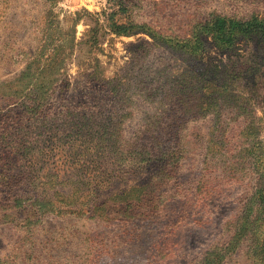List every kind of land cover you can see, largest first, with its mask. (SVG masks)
Masks as SVG:
<instances>
[{"label": "rangeland", "instance_id": "374dc122", "mask_svg": "<svg viewBox=\"0 0 264 264\" xmlns=\"http://www.w3.org/2000/svg\"><path fill=\"white\" fill-rule=\"evenodd\" d=\"M130 8L137 24L179 38L215 16L264 18V0ZM107 9V0H0V264H202L240 244L234 223L263 180L254 158L264 157L261 107L256 132L251 115L227 108L219 120L204 113L168 132L157 122L168 96L194 79L210 85L218 73L257 66L258 41L226 53L208 38L192 55L140 31L100 35L92 46V15ZM148 135L172 136L182 149L168 153L180 165L143 155ZM109 137L120 138L119 151ZM242 248L222 264H254Z\"/></svg>", "mask_w": 264, "mask_h": 264}, {"label": "trees", "instance_id": "16d2710c", "mask_svg": "<svg viewBox=\"0 0 264 264\" xmlns=\"http://www.w3.org/2000/svg\"><path fill=\"white\" fill-rule=\"evenodd\" d=\"M131 2L132 0H107L108 9L101 14L92 15L96 18L93 22L94 26L85 34L88 39L86 42L93 46L99 43L100 35L102 37L106 35L128 37L142 31L149 34L158 44L161 42L169 48L192 55L202 54L205 48V40L208 38H211L213 44L226 53L231 52L238 42L244 39L256 40L259 43L260 54H256L259 57L257 66L252 65L241 73L236 71L218 73L220 81L212 79L210 85L204 84L207 83L206 78L194 79L192 86H186L180 89L178 93L169 95L165 114H163L162 120L157 122L160 128L168 132L172 124H175L174 128L177 130L176 127H181L185 118H196L204 113H212L219 120L224 114L223 110L227 108L229 112L235 114L251 115L253 120L249 130L256 132V123L253 122L257 119L255 118L256 107H261L264 114V18L256 16L244 19L215 16L196 24L189 37L179 38L137 24L132 18ZM80 19L77 18L75 24ZM71 37H74V31ZM41 58L43 55H39L36 62L40 61ZM48 59L47 65L50 68L48 72L55 73L56 62L53 60L54 57ZM46 92L43 91L38 94L39 97L43 98ZM150 130L153 131L151 128ZM224 132L222 131L214 142L213 151L216 154L219 153L218 149L222 145ZM170 137L172 136H146L148 146L143 155L156 158L164 153V155H169L168 159L165 157L166 162L180 165V154L176 152L169 154L168 151L171 150H168L167 147L175 145L174 149L177 151L182 148H179L181 146L176 145L173 138ZM109 141L113 142L117 151L120 150L122 141L120 142L119 137H109ZM257 145L264 149V143ZM256 155L254 156V158L256 157L255 166L257 167L258 164V168L262 170L263 180H258L259 188L255 197L253 196L247 202V207L242 216L234 223L235 232L233 236L236 235L235 238H239L240 244L239 246L233 244L231 246V243H227L226 246L224 245L209 253L208 259L202 264H222L226 260V253L229 249L235 252L241 247L247 248V254L252 258L250 259L254 264H264V157L261 158ZM105 183L103 181L98 182V189H102L104 187L102 185Z\"/></svg>", "mask_w": 264, "mask_h": 264}]
</instances>
